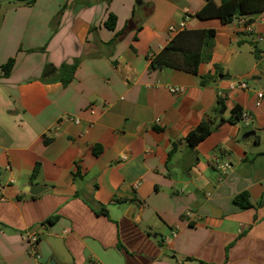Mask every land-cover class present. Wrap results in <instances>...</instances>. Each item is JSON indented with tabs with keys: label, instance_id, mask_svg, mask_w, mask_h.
<instances>
[{
	"label": "crops",
	"instance_id": "crops-1",
	"mask_svg": "<svg viewBox=\"0 0 264 264\" xmlns=\"http://www.w3.org/2000/svg\"><path fill=\"white\" fill-rule=\"evenodd\" d=\"M208 4L220 0H0V264H264V10L244 17L248 31L239 17L196 16ZM181 21L214 31L197 74L151 68ZM234 108L239 121L187 144L201 120ZM216 160L232 165L222 177ZM241 192L250 207L233 204Z\"/></svg>",
	"mask_w": 264,
	"mask_h": 264
},
{
	"label": "trees",
	"instance_id": "trees-1",
	"mask_svg": "<svg viewBox=\"0 0 264 264\" xmlns=\"http://www.w3.org/2000/svg\"><path fill=\"white\" fill-rule=\"evenodd\" d=\"M29 0L27 2H32ZM209 3L211 0H207ZM109 2V0H106ZM264 10V0H220L218 6H204L196 16L205 17L211 16L220 19L222 23H229L238 17H245L248 14L260 12ZM116 22V16L112 13L108 14L107 20L104 22V26L108 29H114ZM214 35L213 30H182L178 32L171 41L160 50L155 56L150 58L151 68H163L171 67L176 69H181L192 74H197V66L202 60L201 49L207 40L212 38ZM120 35L117 34L110 43L117 40ZM257 54V53H256ZM257 56V55H256ZM74 62L71 66L62 64V66H68V68L73 71L75 68ZM14 64L13 58H9L4 64L1 65V73L3 76H7L12 70ZM71 75L67 76L64 82L69 80ZM214 78V75L206 74L199 76V81L201 84H206ZM223 107L222 101L219 99L218 104L214 108V112L217 113ZM231 117L227 120L219 118V120L214 121L213 119H203L199 124L191 130L185 137V141L190 147L195 146L198 142L203 140L210 132L218 127L225 121H239L240 115L238 110L234 108L231 113ZM101 152V147L96 145L93 148V153L98 155ZM172 151H169V155ZM35 172H37V167L34 169L30 180L33 178ZM264 200H261L262 203ZM233 204L237 205L241 209L250 207V203L247 198V193L241 192L235 195L232 199ZM100 210L105 212V208L101 207ZM57 219V215L49 216L42 224H51Z\"/></svg>",
	"mask_w": 264,
	"mask_h": 264
},
{
	"label": "built area",
	"instance_id": "built-area-1",
	"mask_svg": "<svg viewBox=\"0 0 264 264\" xmlns=\"http://www.w3.org/2000/svg\"><path fill=\"white\" fill-rule=\"evenodd\" d=\"M240 21L243 23V26L245 27L246 30L251 31V24L247 23L244 17H239ZM262 21L264 22V16L262 17ZM184 28V21H181L179 23V31L178 29L174 28V27H170V31L172 33H178L180 31H182ZM178 31V32H177ZM263 39V35H256V40L260 41ZM237 88H246V84L244 81H238L236 83ZM231 87H235V85H231ZM170 91L173 93H179L180 89L177 87H171ZM256 105L260 104V101L263 99L264 94L261 90H258L256 92ZM242 117L246 120L247 119V115L243 114ZM75 121H77V119H74ZM215 168L217 170V172L219 173L220 177H222L223 175H225L231 168L232 165L228 162V161H218L216 160L215 163ZM2 189V185H0V190ZM175 235V231H171L170 235L166 237V239H170ZM24 237V239L28 242V244L30 245V253L34 254L36 257H38L37 251H36V244L38 242V236L34 233H26L22 235Z\"/></svg>",
	"mask_w": 264,
	"mask_h": 264
},
{
	"label": "water",
	"instance_id": "water-1",
	"mask_svg": "<svg viewBox=\"0 0 264 264\" xmlns=\"http://www.w3.org/2000/svg\"><path fill=\"white\" fill-rule=\"evenodd\" d=\"M17 2H27L29 0H15ZM140 1H137V3H139ZM52 69V65L48 64L46 65L45 69H44V73L48 72L49 70ZM231 77L228 75H222V74H218V80L219 81H223V80H230ZM223 112V110H221V113ZM244 138L245 140H253L255 138V131L254 130H248L244 133ZM43 190V187H40L38 185H34L31 184L29 186V193L32 195H35L37 193H39L40 191ZM206 208L209 209L210 213L213 216H217L218 214H216V211H218L216 208H214L212 205L210 204H206L205 205ZM45 225H43V229ZM46 227V226H45ZM47 241L51 244V246L55 249V251L62 257V259L64 261H71L72 257L68 251V249L66 248L64 241L61 237H57V236H47Z\"/></svg>",
	"mask_w": 264,
	"mask_h": 264
},
{
	"label": "rangeland",
	"instance_id": "rangeland-1",
	"mask_svg": "<svg viewBox=\"0 0 264 264\" xmlns=\"http://www.w3.org/2000/svg\"><path fill=\"white\" fill-rule=\"evenodd\" d=\"M106 1V0H105Z\"/></svg>",
	"mask_w": 264,
	"mask_h": 264
}]
</instances>
